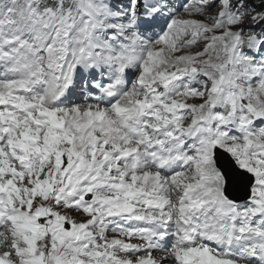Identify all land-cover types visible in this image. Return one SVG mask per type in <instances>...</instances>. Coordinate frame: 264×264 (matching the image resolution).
<instances>
[{
  "label": "snow or ice",
  "instance_id": "6c2138e0",
  "mask_svg": "<svg viewBox=\"0 0 264 264\" xmlns=\"http://www.w3.org/2000/svg\"><path fill=\"white\" fill-rule=\"evenodd\" d=\"M0 264H264V0H0Z\"/></svg>",
  "mask_w": 264,
  "mask_h": 264
}]
</instances>
